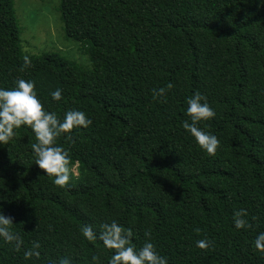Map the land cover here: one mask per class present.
Wrapping results in <instances>:
<instances>
[{
  "label": "trees",
  "instance_id": "trees-1",
  "mask_svg": "<svg viewBox=\"0 0 264 264\" xmlns=\"http://www.w3.org/2000/svg\"><path fill=\"white\" fill-rule=\"evenodd\" d=\"M59 13L89 68L24 54L14 0H0V87L31 80L45 110L62 119L77 109L92 120L56 140L71 158L63 189L33 162L30 129L0 145V211L23 241L19 251L0 241V264H91L93 255L107 264L112 250L80 228L98 236L111 219L132 228L137 248L150 231L168 264H264L253 244L264 231V3L60 0ZM57 88L63 99L53 102ZM158 88L166 102L152 99ZM197 91L216 112L199 125L219 139L215 156L181 126ZM241 208L251 227L236 230ZM205 238L210 247L196 248ZM35 241L39 258L25 260Z\"/></svg>",
  "mask_w": 264,
  "mask_h": 264
},
{
  "label": "clouds",
  "instance_id": "clouds-1",
  "mask_svg": "<svg viewBox=\"0 0 264 264\" xmlns=\"http://www.w3.org/2000/svg\"><path fill=\"white\" fill-rule=\"evenodd\" d=\"M264 3V0H260ZM30 63L28 57H24V64ZM167 89H172L173 84L169 82ZM53 102L63 99L62 90L55 89L49 93ZM165 88L152 91V99L166 102ZM187 107L184 115L188 117L181 124L193 138L195 145L208 156H215L220 141L216 135L205 131L199 125L201 122L209 121L216 116L215 110L209 106L207 98L200 92H194L186 99ZM92 120L84 111L69 109L58 118L55 112L44 109L43 104L37 96L35 85L31 80L17 79L12 88L0 87V145L8 144L16 135L15 130L24 126L31 130L35 142L31 144L33 162L43 170L44 175L51 179L54 186L65 188L70 180V155L69 151L58 145L56 140L60 136L71 140L73 129L87 128ZM248 216L246 209H239L233 213L232 224L234 229L240 230L250 228V222L245 219ZM12 220L0 211V241L4 244H12L15 251H19L23 241L18 233L12 230ZM97 236L91 225H83L80 228L83 238L89 242L99 240L105 249L112 250L107 264H168L166 256L161 255L151 240V232L144 233L145 241L137 248L133 243L134 233L132 228H125L111 219L110 222L100 224ZM199 231V230H197ZM257 252L264 253V231L258 232L253 240ZM195 247L201 250L208 249L210 242L199 239ZM40 243L35 241L32 247L23 252L25 260L32 257L39 258ZM56 264H72L68 257H58ZM91 264H100L98 256L91 257Z\"/></svg>",
  "mask_w": 264,
  "mask_h": 264
},
{
  "label": "rangeland",
  "instance_id": "rangeland-1",
  "mask_svg": "<svg viewBox=\"0 0 264 264\" xmlns=\"http://www.w3.org/2000/svg\"><path fill=\"white\" fill-rule=\"evenodd\" d=\"M60 0H14V8L21 27V46L24 54L54 53L60 57L90 67L82 46L64 35L59 13ZM72 172L76 175L75 166Z\"/></svg>",
  "mask_w": 264,
  "mask_h": 264
}]
</instances>
